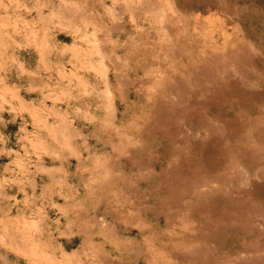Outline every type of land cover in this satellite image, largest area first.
Returning a JSON list of instances; mask_svg holds the SVG:
<instances>
[{
  "label": "rangeland",
  "instance_id": "obj_1",
  "mask_svg": "<svg viewBox=\"0 0 264 264\" xmlns=\"http://www.w3.org/2000/svg\"><path fill=\"white\" fill-rule=\"evenodd\" d=\"M0 112V264H264V0H0Z\"/></svg>",
  "mask_w": 264,
  "mask_h": 264
},
{
  "label": "bare ground",
  "instance_id": "obj_2",
  "mask_svg": "<svg viewBox=\"0 0 264 264\" xmlns=\"http://www.w3.org/2000/svg\"><path fill=\"white\" fill-rule=\"evenodd\" d=\"M187 132H188V131H187ZM249 144H251V143H249ZM222 163H223V162H222ZM226 163H227V162H226ZM222 166H224V165H222ZM243 174H244V173H243ZM245 175H246V173H245ZM244 179H245V178H244ZM233 180L236 181L237 179H236V180L233 179ZM245 181H246V180H245ZM230 182H231V180H229V182H228V187H224L223 189L220 190V192H218V190L215 191V192H218L219 194H221V195L225 198V200H228L230 203H234V204H235V203L237 202L239 206H240V205L242 206V201H243L242 199H243V198H241L242 195L239 196V194L242 193V191L245 193V192H246V189H245V191H244V190H241V191H240V189L237 190V187H236L232 182H231L232 185H230ZM236 182H237V181H236ZM234 183H235V182H234ZM243 184H244V183H243ZM243 188H244V186H243ZM244 193H243V194H244ZM205 195H206V194H205ZM207 195H208V194H207ZM213 196H214V194H213ZM217 196H218V195H217ZM219 197H220V196H219ZM230 212H231V211H230ZM232 213H233V212H232ZM227 215H228V214H227ZM249 217H250V216H249ZM251 218H252V217H250L249 220H251ZM227 219H228V218H227ZM252 219H253V218H252ZM229 220H230V219H229ZM251 221H252V220H251ZM263 223H264V222H263ZM260 224H261V222H260ZM226 225H227V224H226ZM241 225H242V224H241ZM257 225H258V224H257ZM233 226H234V225H233ZM259 226H260V225H259ZM263 226H264V225H263ZM239 228H240V227H239ZM239 228H238V229H239ZM241 228H242V227H241ZM241 228H240V229H241ZM256 228H257V227H256V224H255V226H254V224H253V225L250 226V231H251V232L256 231ZM259 228H261V226H260ZM262 228H264V227H262ZM262 228H261V229H262ZM263 230H264V229H263ZM263 230H262V231H263ZM245 231H247V230L245 229ZM248 231H249V230H248ZM258 231H259V229H258ZM259 232H260V231H259ZM244 233H245V232H244ZM254 233H255V232H254ZM256 233H257V232H256ZM256 233H255V234H256ZM260 233H261V232H260ZM260 233H259V235H260ZM257 234H258V233H257ZM263 239H264V238H263ZM263 239H261V240H263ZM258 241H259V240H258ZM263 242H264V241H263ZM263 242H260V244L263 243ZM257 243H258V242H257ZM257 243H256V244H257ZM258 245H259V243H258ZM263 245H264V244H263ZM260 247H262V244H261ZM260 247H259V249H260ZM263 249H264V247H263ZM228 250H229V249H228ZM197 251H198V250H197ZM239 251H240V250H239ZM248 251H249V250H248ZM251 251H252V249H251ZM254 251H257V253H258V249H257V250L255 249ZM254 251H252V252H254ZM262 251H263V250H262ZM234 252H235V251H234ZM234 252H233V253H234ZM240 252H241V251H240ZM255 253H256V252H255ZM255 253H254V254H255ZM257 253H256V254H257ZM262 253H263V252H262ZM226 255H227V254H226ZM230 255H231V254H230ZM230 255H229V256H230ZM258 256H259V255H258ZM248 257H249V256H248ZM252 257H253V256H252ZM220 258H221V257H220ZM255 258H256V255H255ZM262 258H263V255H262ZM222 259L224 260L223 257H222ZM222 259H221V262L223 261ZM249 259H250V258H249ZM253 259H254V258H253ZM251 260H252V258H251ZM254 260H255V259H254ZM57 261H59V260H57ZM224 261H226V260H224ZM227 261H228V260H227ZM234 261H235V260H234ZM234 261H233V262H234ZM255 261H256V260H255ZM257 261H258V259H257ZM230 262H231V261H230ZM233 262H232V263H233ZM234 264H235V263H234Z\"/></svg>",
  "mask_w": 264,
  "mask_h": 264
},
{
  "label": "crops",
  "instance_id": "obj_3",
  "mask_svg": "<svg viewBox=\"0 0 264 264\" xmlns=\"http://www.w3.org/2000/svg\"><path fill=\"white\" fill-rule=\"evenodd\" d=\"M1 113V112H0ZM2 115L4 114V113H1ZM14 116V119L13 120H15V119H17V114H14L13 115ZM0 118H2L3 119V117H0ZM8 122V121H7ZM4 126H5V128H6V124H4ZM3 137H4V135L3 134H1ZM1 142V141H0ZM5 140L3 139V143H2V146H0V149H2L3 151H5ZM1 166V165H0ZM46 166V165H45ZM46 167H48V166H46ZM0 175H1V173H0Z\"/></svg>",
  "mask_w": 264,
  "mask_h": 264
},
{
  "label": "trees",
  "instance_id": "obj_4",
  "mask_svg": "<svg viewBox=\"0 0 264 264\" xmlns=\"http://www.w3.org/2000/svg\"><path fill=\"white\" fill-rule=\"evenodd\" d=\"M260 27H261V25H260ZM262 28V27H261Z\"/></svg>",
  "mask_w": 264,
  "mask_h": 264
}]
</instances>
